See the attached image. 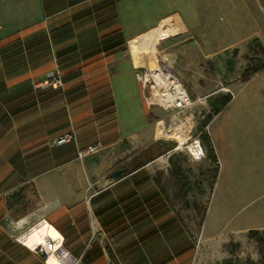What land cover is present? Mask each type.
Returning a JSON list of instances; mask_svg holds the SVG:
<instances>
[{
    "label": "crops",
    "instance_id": "crops-1",
    "mask_svg": "<svg viewBox=\"0 0 264 264\" xmlns=\"http://www.w3.org/2000/svg\"><path fill=\"white\" fill-rule=\"evenodd\" d=\"M168 1L179 0H0V264H45L19 244L34 248L41 222L76 264L92 249L102 254L93 264H111L106 245L121 264L120 255L175 225L145 167L116 180L110 170L124 142L154 140V123L142 106L144 67L126 48L161 26L168 33L159 40L161 54L177 46L171 17L182 35L192 28L181 12L163 8ZM194 42L186 58L197 69L217 52L203 38ZM56 69L63 87H38ZM263 73L228 81L231 100L205 128L218 160L211 194L261 200L235 234L264 231V81H253ZM70 132L75 141L55 144ZM95 145L97 153L78 158L79 150ZM212 166L208 159L206 170ZM143 211L148 218L138 227ZM202 232L217 238L206 235V218ZM46 262L59 264L53 257Z\"/></svg>",
    "mask_w": 264,
    "mask_h": 264
},
{
    "label": "rangeland",
    "instance_id": "rangeland-1",
    "mask_svg": "<svg viewBox=\"0 0 264 264\" xmlns=\"http://www.w3.org/2000/svg\"><path fill=\"white\" fill-rule=\"evenodd\" d=\"M163 8L169 14L181 12L186 24L192 28L182 35L176 17H171L172 25L179 30L173 37L177 46L166 55L161 54L159 40L168 35L163 26L132 41L148 36L158 39V65L173 73L193 103L170 109L152 104L144 113L154 123L153 142L147 146L124 142L122 150L113 153L110 170L124 169L129 173L140 165L145 167L167 198L175 225L167 233L157 235L148 245L120 255L121 264H264V238H251L249 232L235 234L261 200L250 203L221 198L220 192L212 195L213 180L210 170L205 168L208 157L192 161L186 150V146L191 145L187 142L188 132L193 139L201 133L207 134L205 120L212 113L209 97H220L214 93L223 89L228 90L224 93L229 95L231 90L224 87L228 81L247 78L254 71L264 69V0H179L168 1ZM197 37L206 40L207 48L217 54L204 58L194 69L186 55L194 52ZM182 64L184 70L179 71ZM141 65L145 66L140 69L142 75L150 66L149 60H144ZM253 81H264V73ZM154 85L150 80L142 91L143 96L151 98ZM180 145L183 148L177 150ZM175 165L180 167L189 185L185 195L181 194V185L174 176ZM215 167L213 164L212 168ZM205 218L206 235L213 233L217 238L203 235ZM50 235L57 237L51 232ZM35 254L45 259L41 252Z\"/></svg>",
    "mask_w": 264,
    "mask_h": 264
},
{
    "label": "bare ground",
    "instance_id": "bare-ground-1",
    "mask_svg": "<svg viewBox=\"0 0 264 264\" xmlns=\"http://www.w3.org/2000/svg\"><path fill=\"white\" fill-rule=\"evenodd\" d=\"M157 46L158 39L153 36L129 42L130 54L136 65L139 66L140 64H144V60H149L150 63L147 72L139 75V80L141 81L144 90L147 88L150 80H152L155 84L154 87H152V97L147 98L148 103L150 105H159L165 109H170L174 106H182L183 104H185V107L192 105L193 102L191 101L186 89L178 81V79L174 77L173 73L171 71H164L158 65L159 60L157 57ZM142 67L145 66L142 65ZM222 91L228 90L223 89ZM190 146L191 145L186 146V148ZM182 148L183 146L180 145L177 150H181ZM34 229L40 237L35 240L33 246L34 248L32 249L43 247V249L48 253L47 258L53 257L59 264H76V260L62 246L61 238L51 237L48 224L41 222L37 224ZM20 244L27 247L22 243Z\"/></svg>",
    "mask_w": 264,
    "mask_h": 264
},
{
    "label": "trees",
    "instance_id": "trees-1",
    "mask_svg": "<svg viewBox=\"0 0 264 264\" xmlns=\"http://www.w3.org/2000/svg\"><path fill=\"white\" fill-rule=\"evenodd\" d=\"M255 41H257V39H255ZM256 72H258V71H254L251 75H253ZM251 75H249L248 77H250ZM244 79H246V78H244ZM230 100H231V95H221L220 97H218L216 99H212V97H209V104L212 107V113L209 114L208 117L206 118L205 127L209 124V122L212 120V118L215 115H217L230 102ZM200 137H201V140H202L204 147L207 148L208 159L214 165H216V167L211 169L209 172L211 174V177H212V180L214 183L216 178H217V173H218V160H217V157L215 155V151H214L213 145L210 141L208 134L201 133ZM170 158H172V156ZM141 167H143V166L140 165L137 167V169H139ZM174 176H175L177 182L181 185V188H180L181 194L185 195L187 192H189L190 188H189V185H188L185 177H183V175L181 174L180 167H178L177 165L174 166ZM147 218L148 217H146V215H144V211L140 212L139 221H138V223H136L138 225V227H141L146 222ZM134 226H136V225L134 224ZM248 234L251 238H256V239L260 238V237L264 238V231H250ZM105 250H106V252H107V254L111 260V264H119L116 256L114 255V253H113V251L109 245H106ZM100 254H101V249H92V250L86 252V255L84 256V263H82V264H93V262L100 259L99 257L102 255V254L101 255ZM98 255H100V256H98Z\"/></svg>",
    "mask_w": 264,
    "mask_h": 264
},
{
    "label": "built area",
    "instance_id": "built-area-1",
    "mask_svg": "<svg viewBox=\"0 0 264 264\" xmlns=\"http://www.w3.org/2000/svg\"><path fill=\"white\" fill-rule=\"evenodd\" d=\"M38 87H41V88L53 87L55 89L62 88L63 87V81H62V76L60 74V71L57 69L48 71L45 79L39 83ZM142 106H143L144 111H149L151 106H152L148 103L147 98L145 96H144L143 101H142ZM188 136H189V139L187 142H189L191 144L190 147L186 148L188 157L192 161H202V160L206 159L207 158V151H206V149H205V147H204V145L200 139V136L193 139V137L191 136V132H188ZM75 140H76L75 133L70 132V133H67V134L61 136L57 141H55V144L64 145V144H68L70 142H73ZM99 149H100V146L95 145V146H90L88 148L79 150L78 151V158L80 160H83L85 157L97 153L99 151ZM174 151H175V149H174ZM174 151H172L170 154H172ZM15 240L17 241V239H15ZM25 248H27L29 251H31L33 253L41 252L45 256L44 262H45V264H47L46 259H47L48 253L43 249V247H37L35 249H30L28 247H25ZM77 264H80L79 261L77 262Z\"/></svg>",
    "mask_w": 264,
    "mask_h": 264
},
{
    "label": "water",
    "instance_id": "water-1",
    "mask_svg": "<svg viewBox=\"0 0 264 264\" xmlns=\"http://www.w3.org/2000/svg\"><path fill=\"white\" fill-rule=\"evenodd\" d=\"M124 173H125L124 169H118L112 173L111 177L116 180L119 179L121 176H123Z\"/></svg>",
    "mask_w": 264,
    "mask_h": 264
}]
</instances>
